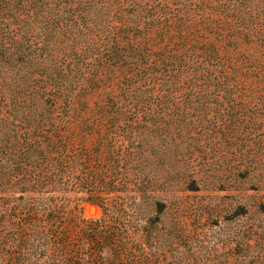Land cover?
<instances>
[{"label":"trees","instance_id":"trees-1","mask_svg":"<svg viewBox=\"0 0 264 264\" xmlns=\"http://www.w3.org/2000/svg\"><path fill=\"white\" fill-rule=\"evenodd\" d=\"M12 69L0 191L83 192L101 214L82 239L115 252L99 193L121 189L112 164L146 150L144 129L163 140L225 120L264 135V0H0V79Z\"/></svg>","mask_w":264,"mask_h":264},{"label":"rangeland","instance_id":"rangeland-1","mask_svg":"<svg viewBox=\"0 0 264 264\" xmlns=\"http://www.w3.org/2000/svg\"><path fill=\"white\" fill-rule=\"evenodd\" d=\"M3 76L0 157L5 139L16 140L7 105L10 96L16 106L17 72ZM173 128L163 140L144 129L146 150L112 164L108 177L121 189L99 195L119 228L115 252L82 239L83 221L101 214L83 192L8 188L0 191V264H264V135L255 134L263 126L200 120Z\"/></svg>","mask_w":264,"mask_h":264}]
</instances>
